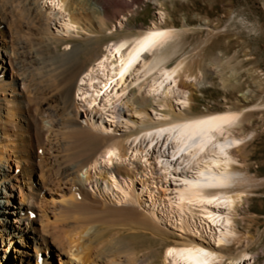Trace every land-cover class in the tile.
<instances>
[{
  "label": "bare ground",
  "instance_id": "bare-ground-1",
  "mask_svg": "<svg viewBox=\"0 0 264 264\" xmlns=\"http://www.w3.org/2000/svg\"><path fill=\"white\" fill-rule=\"evenodd\" d=\"M109 6L111 4L105 5V7ZM98 9L100 11L99 7ZM71 14L67 0H0V238L3 241H9L4 260L9 259V254L14 251L19 264H30L28 257L32 254L18 248L27 240L35 246L36 264H50L44 258V251L53 248L58 251L59 264H92L89 261L90 258L84 259L80 255L82 253L79 249L90 250L94 241L105 238V233L102 232L98 223L91 219L95 216L86 213L88 216L83 218L77 217L78 215L72 217L73 228L69 234L71 241L66 247L61 240H58L60 236L56 239L51 238L54 232L51 233L50 230L52 225L50 216L54 214L52 210L54 201H57L55 205L59 204L62 207L75 205L79 197L75 198L72 193L85 192L88 183L92 185V180L98 187L99 181L95 178L96 173L93 174V171H97L99 166L108 176L104 178L106 191L108 187L121 189L118 183L119 178L128 177V174L125 175L117 171L118 169H110L111 163L117 159L122 149L119 144L112 143L114 139L112 135L108 134L102 139L92 136L91 142L81 146L84 152L81 164L77 167L64 165L60 175L63 186L59 192H54L50 166L53 164L51 162L53 154L60 149L55 134L56 127L64 123L71 129L69 131L77 136L80 133L95 132L98 128L104 129L102 119L106 110L111 109L110 114H115V110L112 112L113 104L120 101L122 93L124 94L131 86L137 87L136 93L141 95L143 93L147 95L146 98L149 96L155 102L158 100L164 101L165 104L170 101L177 102L180 112L189 105L187 93L181 89V80H179L184 63L173 68L167 65L169 56L166 51L177 34L175 30L161 27L162 17L159 24L154 23L136 37L108 44L106 48L96 47L92 55L86 56V60L83 59L85 50L77 46L73 51L59 54L57 60L53 56L54 49L51 48L54 37L78 36L86 32L84 26H81L82 23L80 24L78 19L75 20ZM52 18L60 22V30L57 33L51 32ZM30 30H35L36 35L42 36L41 45L47 50L46 62H43V59L41 60L35 52L36 43L24 36L25 32ZM152 32H164L165 36L153 38L156 41L155 46L149 47L138 57H134L144 37ZM29 34L34 36V33ZM146 55H150V59L147 60ZM28 66H36V70L27 73ZM122 69L125 70L123 76L120 75ZM34 76H36L35 79ZM199 78L195 80L188 78V80L197 83ZM110 81L115 83L110 84ZM43 85L47 86L43 94H48L50 98L39 102L38 95ZM51 86L55 90L50 89ZM54 91L57 92L54 93ZM55 104L57 109L53 108ZM80 109L84 110L85 123L78 120ZM57 113H60L64 120L61 119L62 117L55 119ZM95 115H98L102 122L95 124L92 120ZM240 117L239 112L230 110L189 118H170L169 115H165L164 120L146 128L143 134L135 138L129 146L128 144L127 147L123 146L126 147V155L131 151L132 157L144 164L147 169H154L153 171L160 176L163 183H173L176 187L175 200L178 202V208L198 214V217L200 216V219L215 231L218 238L216 241L219 242L232 241L230 239L232 235L236 237L232 227V217H234L232 213L241 196H234L230 188L235 185L236 173H238L234 171L237 159L233 150L245 140L234 133L240 123ZM40 150L43 153H40ZM73 150L76 152L75 149ZM36 159L39 161L38 171H40L37 179L35 177L37 175L35 173ZM45 162L48 163L47 166L42 165ZM84 175H87L86 180L83 178ZM3 189L6 192H3ZM122 191L127 196L135 197L129 191ZM16 192L20 194L19 201H14ZM137 202L139 203L135 199V204ZM10 208L13 210V215L17 217L14 222L16 226L9 224L6 220ZM80 208L79 206L78 209ZM138 209L131 207V212L141 220L144 218L143 223L140 226L128 223L130 230L133 233L136 231L139 233V229L154 231L152 226L157 224L150 221L147 215ZM81 210L84 209L81 208ZM32 213H37L36 223L31 217ZM78 214L81 213L78 212ZM96 216L99 217L98 213ZM118 241L115 239V245H119ZM120 242L122 243L121 240ZM123 249L125 248L120 249L119 252L123 253ZM169 249L177 251L169 255ZM181 249H192L193 252L184 253L182 258L179 251ZM110 251L106 249L97 257L107 260ZM117 254H119L118 251ZM189 256L191 259L188 258ZM219 259L220 256L214 248L196 239L181 245L170 246L165 252V264H219L221 262ZM252 260L253 257L248 250H242L234 256L232 264L250 263Z\"/></svg>",
  "mask_w": 264,
  "mask_h": 264
},
{
  "label": "rangeland",
  "instance_id": "rangeland-1",
  "mask_svg": "<svg viewBox=\"0 0 264 264\" xmlns=\"http://www.w3.org/2000/svg\"><path fill=\"white\" fill-rule=\"evenodd\" d=\"M67 1L72 11V17H75V20L78 19L80 24L82 23L81 26H84L86 32L78 36L54 37L51 41V48L54 49L53 56L56 59L59 54L73 51L77 46L85 50L83 59L86 60V56L92 55L91 53L96 47L106 48L108 44L136 37L154 23L159 24L162 17L161 27L175 30L174 32L177 34L171 40L166 51L169 56L167 65L173 68L184 63L179 80H181V89L187 93L189 105L180 112L177 102L170 101L171 103L166 102V104L162 100L155 102L149 96L146 98L147 95L143 93L142 95L136 93L137 87L131 86L124 94L120 93L122 101H116L113 104L112 112L115 110V114H110L111 109L106 110L104 119H102L104 129H100L101 131L98 128L95 132L80 133L77 136V134L71 133L69 131L71 129L67 128L64 123L56 127L55 134L60 149L53 154L54 161L51 162L58 163H55L54 168L52 163L50 166L54 192H59L63 186L60 175L64 165L77 167L81 164V160L83 161L84 152L81 146L91 142L92 136L102 139L109 134L114 138L112 143L119 144L122 148L117 159L111 163L110 169H118L117 171L125 175L128 174L127 178H119L118 183L122 190L129 191L139 203L135 204V199L127 196L119 187H108L106 191L104 178L108 176L99 166L97 171H93V174L96 173L95 178L99 181L98 187L92 180V185L88 183L85 192L72 193L75 198L79 197L75 205L62 207L59 204L55 205L57 201H54L52 208L54 214L50 216L52 219L50 230L51 233L54 232V235L51 234V238L56 239L60 236L58 240H61L67 247L71 241L69 234L73 228L72 217L78 215L77 217L83 218L88 216L86 213H90L89 215L95 216H90L91 219L93 218L105 233V238L94 241L90 250L79 249L82 253L80 255L84 259L90 258L89 261L92 264H165V252L168 247L188 243L191 239H196L198 242L214 248L220 256L219 264H232L234 256L242 250H248L253 260L250 263L241 264H264V0ZM107 4H111V6L105 7ZM50 25L52 33H57L60 30V22L56 19L52 18ZM29 33H34V36H30ZM36 34L35 30H30L25 32L24 36L36 43L35 52L38 53L41 60L43 59V62H46L47 50L41 45L42 36ZM150 57V55H146L145 58L148 60ZM57 60L55 62H58ZM35 70L36 66H28L27 73ZM33 78L35 79L36 76ZM188 78L194 80L199 78V82H192ZM46 85L40 87L39 102L50 98L48 94H43L44 89H47ZM52 88L54 87L51 86L50 89ZM56 92L54 91V93ZM53 108L57 109V105L55 104ZM226 110L240 113V123L234 133L237 137L245 139L240 146L233 150L237 159L234 171L238 173H236L235 185L230 188V191L232 189L231 192H234L232 194L241 196V199L232 213L234 216L232 217V227L236 237L232 235L230 238L232 241L227 240L230 243L216 241L218 238L215 231L208 227L200 219L201 217H198V214L178 208V202L175 200L176 187L173 183H163L160 176L153 171L154 169L150 168L151 170H149L140 161L134 159L131 151L130 155H126L127 144L129 146L135 138L140 137L146 128L164 120L165 115H169L170 118H189ZM80 112L78 120L85 123L84 110L80 109ZM97 116L92 118L95 124L102 122ZM55 117V119L62 117L61 119L64 120L60 113L55 114ZM63 132H65L64 135ZM74 140L76 141L74 142ZM71 142L73 143L71 144ZM40 153L43 151L40 150ZM54 155L58 157L56 158ZM76 160L77 162H75ZM38 162L36 159V179L40 172L38 171ZM62 163L64 164L61 165ZM47 164L46 162L42 163L44 166ZM85 176L87 177V175L83 176L84 180H86ZM2 191L6 192L5 189ZM19 195V192H16L14 201H19ZM77 204L79 205L77 206ZM79 206L87 212L81 208L78 209ZM131 207L139 208L141 213H145L150 221L157 224L152 226L154 231L139 229V233L137 231L133 233L130 230V224L140 226L144 219L141 220L132 214ZM82 213L84 214L82 215ZM97 213L99 217L96 216ZM34 214L36 218L32 219L36 223L37 213ZM6 220L9 224L16 226L14 222L17 217L13 215L12 208H10ZM127 230L132 233H128ZM115 239L119 240V245H115ZM8 246L9 241H3L0 238V263L19 264L14 251L9 254V259L4 260ZM18 248L32 254L28 257L30 264H36L35 246L29 240L24 241V244ZM122 248H125L122 250L126 251L125 255H123L124 252H119ZM106 249L111 250L110 253L114 252V254L109 253L108 256L111 257H107V260L99 259L98 254L103 253ZM57 255L56 248L44 251V258L50 264H59Z\"/></svg>",
  "mask_w": 264,
  "mask_h": 264
},
{
  "label": "snow or ice",
  "instance_id": "snow-or-ice-1",
  "mask_svg": "<svg viewBox=\"0 0 264 264\" xmlns=\"http://www.w3.org/2000/svg\"><path fill=\"white\" fill-rule=\"evenodd\" d=\"M165 33L164 32H152L150 33L148 36L144 37L143 42H141L140 44V48L138 50V52L136 54H134V57H138L143 51H146L149 47L155 46L156 41H154L153 38L156 37H164ZM129 63H131V61H129ZM125 74V70H121L120 75L123 76ZM110 84H114L115 81H110ZM99 95H103V93H98ZM199 123H203V122H199ZM109 155H112V153H109ZM177 250L175 249H169V255H172L174 252H176ZM181 253L182 258H184L183 254L184 253H189L191 254L193 252L192 249H181L179 250ZM189 259H191V257H188Z\"/></svg>",
  "mask_w": 264,
  "mask_h": 264
}]
</instances>
